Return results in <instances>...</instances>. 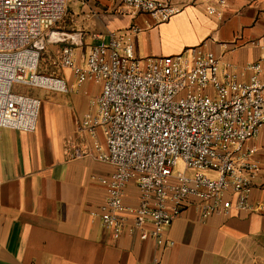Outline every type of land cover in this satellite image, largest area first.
<instances>
[{
  "label": "built area",
  "instance_id": "built-area-1",
  "mask_svg": "<svg viewBox=\"0 0 264 264\" xmlns=\"http://www.w3.org/2000/svg\"><path fill=\"white\" fill-rule=\"evenodd\" d=\"M68 2L0 0V128L35 131L41 99L14 91V85L69 93L71 86L60 75L68 69L77 86L91 81L101 88L91 102L94 115H85L79 126L93 138L92 146L69 144L66 154L113 167L100 179L106 196L99 217L114 239L150 238L163 246L165 229L191 203L203 218L232 209L264 211L251 200L260 165L255 149L247 146L264 126V53L246 65L247 81L231 64L222 72L220 59L205 43L177 55L140 58L128 34L112 32L106 43L105 35L93 33L100 42L79 55L87 35L59 29ZM121 2L130 12L160 22L180 10L166 0ZM202 2L208 14L220 16L228 0ZM52 44L61 46L46 73L40 61ZM131 184L139 192L135 206L124 200ZM227 195L235 201L225 202Z\"/></svg>",
  "mask_w": 264,
  "mask_h": 264
},
{
  "label": "crops",
  "instance_id": "crops-1",
  "mask_svg": "<svg viewBox=\"0 0 264 264\" xmlns=\"http://www.w3.org/2000/svg\"><path fill=\"white\" fill-rule=\"evenodd\" d=\"M166 1L180 8L170 19L132 12L112 19L110 31L128 34L140 58L177 55L205 43L220 59L222 72L231 64L241 80L250 79L246 65L264 53V0H228L220 16L208 14L202 0ZM98 42L87 37L78 54ZM57 46H50L48 60ZM60 75L72 90L41 95L35 131L0 128V264H264V211L232 209L203 218L191 203L165 229L163 246L150 238L114 239L99 217L106 196L100 179L113 167L66 154L69 144L92 146L93 138L79 126L85 115H94L91 102L101 88L91 81L77 86L68 69ZM96 137L103 145L101 128ZM247 146L255 149L260 165L251 200L264 205V126ZM124 200L138 204L134 184ZM234 201L235 196L225 197Z\"/></svg>",
  "mask_w": 264,
  "mask_h": 264
},
{
  "label": "rangeland",
  "instance_id": "rangeland-1",
  "mask_svg": "<svg viewBox=\"0 0 264 264\" xmlns=\"http://www.w3.org/2000/svg\"><path fill=\"white\" fill-rule=\"evenodd\" d=\"M66 12L63 21L59 25V29L67 32L81 30L88 38H91L93 33L110 34L112 32L110 31L112 30L110 23L112 19L124 17L132 13L122 5L121 0H69ZM108 41L109 38L106 39V43ZM50 46L42 53L40 61L41 70L46 73L50 72L48 70L50 67L48 66V57L53 53ZM13 90L31 94L39 99H41L42 94L47 93L44 89L29 88L21 85H14ZM174 172L177 175L182 173V164L180 161L175 167Z\"/></svg>",
  "mask_w": 264,
  "mask_h": 264
}]
</instances>
